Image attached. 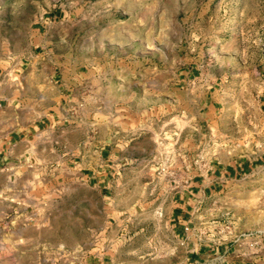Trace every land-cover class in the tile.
<instances>
[{
	"label": "rangeland",
	"instance_id": "rangeland-1",
	"mask_svg": "<svg viewBox=\"0 0 264 264\" xmlns=\"http://www.w3.org/2000/svg\"><path fill=\"white\" fill-rule=\"evenodd\" d=\"M55 9L66 13L55 48L78 72L96 76L102 65L133 59L141 70L91 78L88 107L71 122L73 141L55 142L53 151L34 143L1 150L0 264H84L104 255L113 264H184L186 249L150 213L157 196L168 200L213 160H247L253 170L196 208L187 250L213 243L228 249L227 261L264 264V0H0V82L24 84L31 30ZM189 70L193 77L181 80ZM145 86L149 125L139 122L147 117L142 102L125 99ZM207 91L218 111L200 124ZM123 139L133 145L124 157L116 150ZM102 152L114 164L152 167V178L127 173L124 190L114 185L121 202L104 199L81 177Z\"/></svg>",
	"mask_w": 264,
	"mask_h": 264
},
{
	"label": "crops",
	"instance_id": "crops-1",
	"mask_svg": "<svg viewBox=\"0 0 264 264\" xmlns=\"http://www.w3.org/2000/svg\"><path fill=\"white\" fill-rule=\"evenodd\" d=\"M65 16L66 13L61 9L52 10L41 16L37 26L31 30L34 49L29 55L30 66L22 74L24 84L17 86L14 81L7 79L0 82V153L1 150L11 153L23 143L36 144L33 150L53 151L55 149L49 146L55 142L73 141L75 131L71 122L77 109L88 107L93 88L91 78L98 75L113 78L115 74L127 78L141 70L140 61L133 59L128 67L110 68L107 65L105 68L102 65L96 69V76H93L94 73L78 72L70 62L69 53L57 51L55 48L56 40L63 34L60 25ZM179 77H182L181 80L193 77V70L180 71ZM144 89L146 92L142 96H136L138 88H131V96L125 99H138L142 102L141 108L146 111L147 117L139 119V122L149 125L152 121L151 97L148 95V86ZM122 90L124 91V87ZM218 103L219 100L214 97L213 92L207 91L198 108L200 124L216 116ZM130 131L123 129L125 134ZM146 131V136L138 137L134 141L142 144L150 133L149 128ZM121 142H116L119 146L116 150L119 156L124 157L133 145H129L126 139ZM139 149L144 154L147 153L146 147L139 145ZM110 156L111 153L102 152L103 160L92 166L90 171H84L81 177L86 184L96 188L104 199L111 198L112 203L119 204L125 183L131 180L127 173L137 172L140 174L138 179L144 181L152 178L147 173L153 172V168L138 164H114ZM253 164L247 160L233 164L213 160L211 165L196 172L190 181L174 190L168 200L164 196L156 197L153 204L155 211L150 213V217L158 221L157 228H167L176 239L177 245L186 249L184 264H204L206 261L207 264H237L233 259L225 260L228 249L213 243L195 244L187 250L192 241L188 231L196 208L206 204L229 180L249 174L253 170ZM115 184H122V190L114 187ZM3 259L11 262L10 256H4ZM84 264H113V258L108 255L88 257Z\"/></svg>",
	"mask_w": 264,
	"mask_h": 264
}]
</instances>
